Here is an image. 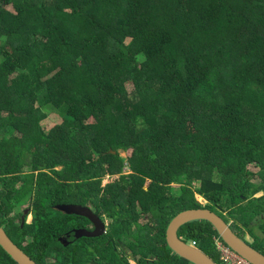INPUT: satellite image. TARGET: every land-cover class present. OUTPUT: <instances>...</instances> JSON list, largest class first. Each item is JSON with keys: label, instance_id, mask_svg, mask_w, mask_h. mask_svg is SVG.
Returning <instances> with one entry per match:
<instances>
[{"label": "trees", "instance_id": "1", "mask_svg": "<svg viewBox=\"0 0 264 264\" xmlns=\"http://www.w3.org/2000/svg\"><path fill=\"white\" fill-rule=\"evenodd\" d=\"M263 200L264 0H0V226L36 263H85L88 218L57 205L91 202L121 206L137 264H193L166 240L189 208L264 253ZM178 235L225 264L208 220ZM0 264L18 263L0 246Z\"/></svg>", "mask_w": 264, "mask_h": 264}, {"label": "water", "instance_id": "2", "mask_svg": "<svg viewBox=\"0 0 264 264\" xmlns=\"http://www.w3.org/2000/svg\"><path fill=\"white\" fill-rule=\"evenodd\" d=\"M57 208L66 213H75L92 218L97 223L96 217L88 206L80 204H60ZM27 211V210H26ZM206 219L214 225L220 237L239 254L250 260L253 264H264V253L251 245L247 239L238 235L225 221V219L209 208H189L175 215L168 224L166 230V240L169 247L178 255L188 259L193 264H218L210 255L200 249L198 246L191 245L182 240L178 235V229L185 223ZM25 221H23V224ZM97 229L89 231L88 229H78V236H92L99 234ZM0 246L12 257L18 264H38L29 257L19 246H17L8 236L2 226H0Z\"/></svg>", "mask_w": 264, "mask_h": 264}, {"label": "rangeland", "instance_id": "3", "mask_svg": "<svg viewBox=\"0 0 264 264\" xmlns=\"http://www.w3.org/2000/svg\"><path fill=\"white\" fill-rule=\"evenodd\" d=\"M129 89L132 90L133 88L129 87ZM62 121H63V115L60 113V111L57 110V109L50 108V110L48 112V118L44 121L42 127H43L45 132H48L55 125L62 123ZM121 156H125L126 157V153L121 152ZM248 168H249L250 171H252L254 173L258 171V168L254 164H251ZM131 173H132V171L127 166V167H125V169H124V171H123V173L121 175H119V174H117V175H107L105 177V181L103 182V184H107L109 182H112V181H115V180H118V179L120 180L122 175H130ZM177 187L178 186L173 187V188L176 189ZM261 194H262V192H259V193L256 194L255 197L260 196ZM197 197L202 203L207 202V200H204L202 196L197 195ZM259 202L264 204V200L263 201H259ZM25 206H26V204L23 205L20 210L22 211V209ZM31 215H30L29 222L31 221V218H32ZM144 222H148V217H143L141 219V223H144ZM252 222H251V224H253ZM239 226L242 227L241 225H239ZM118 230H119L118 229V225H116V226L112 225L111 232L113 234H109L103 240H100V239L92 240V239H90L88 241V244H87L88 247H87V250H86V256L83 259V262H85L84 264H87L90 260L96 259L97 255L99 253V249H100L99 245L101 246V249L102 248H107L108 249V252H105L104 256L111 255L110 252H112V251L120 254L117 251V249H115L116 247L118 248L120 246L119 240H117L119 238ZM137 236H138V231H136V230L134 232H131L130 234H123V236H121V240L125 244V250L121 251V254L127 255V254L130 253L129 245H131V240L134 241V239ZM246 238L248 239L247 240L248 242L250 240L252 241V237H250L249 234H246ZM119 251H120V249H119ZM130 255H131L130 257H132L130 259L131 263L132 264H136V262L133 260L134 259V255H132V254H130ZM111 256H114V255H111ZM146 260L148 261L149 259H146ZM116 261L117 260H115V262ZM115 262H114V264H117Z\"/></svg>", "mask_w": 264, "mask_h": 264}, {"label": "flooded vegetation", "instance_id": "4", "mask_svg": "<svg viewBox=\"0 0 264 264\" xmlns=\"http://www.w3.org/2000/svg\"><path fill=\"white\" fill-rule=\"evenodd\" d=\"M120 182H121V178H120ZM88 207L91 209V211L93 212V215L96 217L97 223L92 218L87 217L88 221L86 222L85 229H88L89 231H94V230L97 229L96 227L98 225L97 232L99 231L101 233L96 234V235H92V236H87V235H83V236H87V237L91 238L92 240H96V239L103 240L104 238H101V236H103V235H107L108 236L109 234H113L111 232V227H112V225H115V223H118L117 225H118V229H119L118 230L119 238L117 240H119L120 246L118 248L116 247L115 249H117V251L120 253V256H121V251L125 250V244L121 240V236H123V234H121V206L119 208V216H118L117 222H116L115 218L112 217L109 214H106V213L99 214L97 212V207L94 205L93 202H91L88 205ZM31 214L32 213L30 212V207H26L25 206L22 209V214H21L22 225H23V221H28L29 222ZM31 217H32V215H31ZM31 220H32V218H31ZM82 228L83 227L76 228L77 230H75L76 232H74V235L77 238L78 237H82V236H78L77 235L78 229H82ZM119 249H120V251H119ZM130 254L133 255V252H132L131 249H130V253L127 254V258L129 260L130 264H132L131 261H130V259L132 258V257H130L131 256ZM133 260L136 262L135 256H134ZM89 264H100L98 257H96V259L90 260ZM136 264H137V262H136Z\"/></svg>", "mask_w": 264, "mask_h": 264}, {"label": "built area", "instance_id": "5", "mask_svg": "<svg viewBox=\"0 0 264 264\" xmlns=\"http://www.w3.org/2000/svg\"><path fill=\"white\" fill-rule=\"evenodd\" d=\"M189 243L191 245L197 246L196 241L194 240ZM215 244L220 257L225 264H253L250 260L239 254L219 237L215 238Z\"/></svg>", "mask_w": 264, "mask_h": 264}, {"label": "crops", "instance_id": "6", "mask_svg": "<svg viewBox=\"0 0 264 264\" xmlns=\"http://www.w3.org/2000/svg\"><path fill=\"white\" fill-rule=\"evenodd\" d=\"M104 181H105V178H103V182H104ZM103 182H102V183H103ZM103 185H105V184H103ZM215 247H216V245H215Z\"/></svg>", "mask_w": 264, "mask_h": 264}]
</instances>
